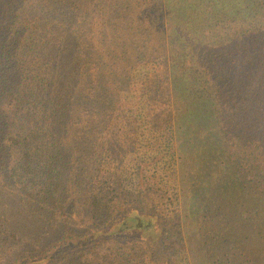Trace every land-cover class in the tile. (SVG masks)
Here are the masks:
<instances>
[{"label":"trees","instance_id":"16d2710c","mask_svg":"<svg viewBox=\"0 0 264 264\" xmlns=\"http://www.w3.org/2000/svg\"><path fill=\"white\" fill-rule=\"evenodd\" d=\"M86 12L79 33L88 35L67 37L69 25L58 24ZM138 65L152 67L140 80ZM117 122L144 130L146 153L167 156L169 217L179 236L195 224L206 264H264V0H0V161L7 146L22 155L0 174L40 195L54 217L70 204L60 181L90 191L91 154L79 152ZM143 164L132 165L134 188L115 179L120 207L104 191L108 178L100 180L102 193L88 198L94 228L81 241L57 235L58 226L43 238L37 228L28 244L40 247L18 255L21 264H143L127 262L114 242L130 230L158 240L148 208L164 195ZM185 197L190 215L182 217ZM106 240L114 256L92 261ZM181 242L173 241L176 253ZM78 243L86 247L79 256Z\"/></svg>","mask_w":264,"mask_h":264},{"label":"rangeland","instance_id":"374dc122","mask_svg":"<svg viewBox=\"0 0 264 264\" xmlns=\"http://www.w3.org/2000/svg\"><path fill=\"white\" fill-rule=\"evenodd\" d=\"M89 16V12H86L85 14L78 13L77 15H73V18L70 20L71 22L58 25H69L67 31L68 34L66 33L67 37H72L76 34L79 35V31H81L79 27L85 24V20L89 19ZM64 26L62 27V30H64ZM86 32L87 29L82 33ZM60 33L61 32H59V34ZM59 34L58 31L55 30V35L58 39L60 37ZM87 35L88 34H83L81 38ZM133 69L132 74L135 76L134 78L140 80L144 78L146 73L151 72L150 70H152V67L144 66L142 69L141 66L138 65ZM49 76L50 75H48V77ZM141 96L143 97V93H141ZM145 96L146 95H144V97ZM157 99L163 102L166 101V98ZM138 103L139 102L136 100L134 106ZM155 106H157V104ZM152 108L153 107L149 105L150 110L155 109ZM164 111L165 108L162 110L161 114H163ZM118 119L119 123L124 121L123 118ZM119 123L117 122L114 125V128L111 130L112 133H109L108 129L104 127L103 130L97 132L91 137L87 150H80L79 155L84 154L85 156L86 154H91L87 159V164L90 165V170L89 172L86 171L90 191H88V193L86 191L84 193L85 196H82L81 193H79V189L82 192L83 185L85 186V184L82 183L81 186L78 184L76 188L73 185L74 182L66 184L64 181H60L62 186L61 189H67L63 192V195L70 200V204L64 212L58 211V213L54 215L55 218L51 213V206L37 200L40 195H29L26 193V190H24L25 185L23 186L22 183H14L12 179L6 177L7 174L4 171L3 174H0V264H21L22 260L18 259V255H23L25 251H30L31 247L34 250L35 248L40 247L37 239L28 244V241L35 238L34 236L36 235L37 228L39 229V235L43 238H46L48 233L57 230V235L61 237L68 235L69 240L74 243L81 241L82 236L80 234L94 228L91 226L93 220L90 218V215H88L90 208L88 198H92L96 192H99L100 194L102 193L101 189L104 185H102L103 183L100 182V180L103 177L108 178V183L104 191L109 194L110 199L114 198L113 202L116 201L114 207H120V200L118 201L117 198L115 199L117 194L116 181H119L121 188H134L132 182L136 170H133L132 165L135 169L137 159L144 161L143 174L148 179L147 182L151 183L156 179L154 185L156 188H159V192L162 190V194L164 195V198H158V203L154 208H148L152 211V215L158 220V240L151 241L147 238L144 239L145 237L142 236L143 234H141L140 230H130L127 232L126 236L114 241L117 243L116 247H118L119 253L130 263H136L137 261L142 262L143 264H206L199 252L195 224H192L191 219L186 225L183 224L182 230L179 229L181 232V235L179 236V231L176 232L177 228L172 224L171 217H169L174 215L173 209L168 202V199L172 196L174 190L172 189L171 177L169 176L172 168L168 167L169 162L167 156L157 157L156 153H146L143 140L145 139L143 135L144 130L139 131L141 128H138L135 123L129 122L126 125H123L124 123ZM142 128L144 129V127ZM85 131L86 129H81V132ZM109 137L111 138V141L115 137L117 139V142H115L114 145L112 144L110 148L108 147V145L111 144L109 142ZM7 148L8 159L5 158L3 161H0V167L5 166L7 169H10L16 166L18 162L22 161V155L20 152L18 153V151H14L8 146ZM108 148L110 151H106ZM43 152L44 151H42L41 154ZM131 153L134 155L133 157L130 156ZM44 161L42 160V163H44ZM114 175H117V177H114ZM159 177L160 181L158 182L157 179ZM37 182H41V179L38 177ZM26 185L35 186L31 181H27ZM20 187H22L23 190ZM34 189L36 191L38 190V188ZM31 192H33V190H31ZM84 201L88 202L85 203ZM178 208V213L182 215V217L185 216L184 213L190 215L189 198L185 197ZM54 221L57 222L54 223ZM50 226L58 227L55 228V230L53 228L49 229ZM12 232L14 234H12ZM101 234L103 233L101 232ZM101 234L96 238L102 239L106 237V235ZM18 237L21 241H15V238ZM187 237L190 239L191 244L188 242ZM181 240L182 242L180 245H182L183 251L182 253H176L174 251L173 241L179 243ZM26 245L30 246L25 248V250L22 249V246L25 247ZM96 245L98 258H94L95 255H90L89 257L92 261L99 263V260L102 259L104 253L108 254V258L114 256V248L116 247L112 245L110 240H106L105 242ZM190 246H192V248ZM85 248V246L79 244L75 250H72V252L79 256L81 253L85 252ZM228 261L229 264H232L233 258H228Z\"/></svg>","mask_w":264,"mask_h":264}]
</instances>
